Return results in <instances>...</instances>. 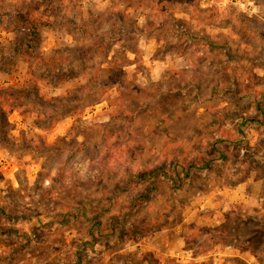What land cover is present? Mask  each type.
Masks as SVG:
<instances>
[{
    "label": "rangeland",
    "instance_id": "rangeland-1",
    "mask_svg": "<svg viewBox=\"0 0 264 264\" xmlns=\"http://www.w3.org/2000/svg\"><path fill=\"white\" fill-rule=\"evenodd\" d=\"M0 264H264V0H0Z\"/></svg>",
    "mask_w": 264,
    "mask_h": 264
},
{
    "label": "trees",
    "instance_id": "trees-1",
    "mask_svg": "<svg viewBox=\"0 0 264 264\" xmlns=\"http://www.w3.org/2000/svg\"><path fill=\"white\" fill-rule=\"evenodd\" d=\"M24 45H27V43H26V44H24ZM24 45H22V46H24Z\"/></svg>",
    "mask_w": 264,
    "mask_h": 264
}]
</instances>
